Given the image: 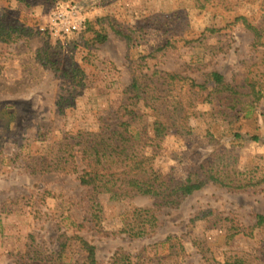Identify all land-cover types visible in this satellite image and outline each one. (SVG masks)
I'll use <instances>...</instances> for the list:
<instances>
[{
    "label": "rangeland",
    "instance_id": "rangeland-1",
    "mask_svg": "<svg viewBox=\"0 0 264 264\" xmlns=\"http://www.w3.org/2000/svg\"><path fill=\"white\" fill-rule=\"evenodd\" d=\"M58 13L79 29L59 34ZM0 22L22 30L0 42V264H84L77 237L94 246L97 264L122 254L134 264H264V230L253 227L264 216V181L245 190L208 182L177 207L154 209L156 227L135 239L119 231L152 198L91 196L76 175L44 169L51 146L110 124L121 104H138L150 137V104L175 100L193 106L186 128L160 144L156 170L183 180L216 153L227 169L264 180V0H0ZM97 33L107 40L97 43ZM211 71L240 92L261 89L238 123L240 139L238 125L230 130L215 113L228 103L210 85L199 94L177 87L169 96L156 85L145 98L129 92L138 74L202 83Z\"/></svg>",
    "mask_w": 264,
    "mask_h": 264
},
{
    "label": "trees",
    "instance_id": "trees-1",
    "mask_svg": "<svg viewBox=\"0 0 264 264\" xmlns=\"http://www.w3.org/2000/svg\"><path fill=\"white\" fill-rule=\"evenodd\" d=\"M4 24L0 22V42L11 43L22 37L21 29ZM253 31L256 33L254 29ZM119 35L126 39L128 44L129 38L124 34ZM106 40L105 34L95 35L97 43L102 44ZM155 85L163 87L169 96L177 87H186L188 92L199 94L210 85V95L225 96L220 102L228 104H217L215 113L230 130L238 125L232 130L236 139H240V134L235 132L242 128L238 123L250 118L256 103L263 97L261 89H256L255 84L251 85L250 92H240L236 87L225 83L222 75L214 71L207 73L202 83H196L193 79L177 73H152L148 77L138 74L133 77L129 92L133 96L139 93L144 97L145 92ZM137 105L121 104L116 109L111 123L102 122L96 131H81L72 137L64 136L57 146H51L44 160L45 171L76 175L80 186L91 196L108 195L111 201H121L134 196L152 198V208L134 211V217L138 216L137 220L140 218L142 221H124L119 231L121 234L135 239L147 236L156 227L154 209L177 207L185 197L202 189L208 182L231 190H245L264 181L220 165L219 160L215 159L218 157L216 153L202 161L197 169L188 172L183 180L162 174L154 168L156 152L170 131L186 128L188 110L193 104H177L175 100L173 104H150L153 117L150 137L146 136L141 127L142 116L138 113ZM56 106L59 113H64L68 108L66 104ZM258 139L257 135L251 138L253 142ZM253 227L264 230V216L255 215ZM76 240L85 254L84 264H97L94 246L82 238L77 237ZM170 240L171 237H167L163 243ZM183 251L180 246V252ZM112 264L134 263L130 256L122 254L118 255ZM238 264L244 262L240 261Z\"/></svg>",
    "mask_w": 264,
    "mask_h": 264
},
{
    "label": "built area",
    "instance_id": "built-area-1",
    "mask_svg": "<svg viewBox=\"0 0 264 264\" xmlns=\"http://www.w3.org/2000/svg\"><path fill=\"white\" fill-rule=\"evenodd\" d=\"M58 29V33L62 35H70L79 29V22L71 20L66 14L58 13L52 20ZM57 33V32H56Z\"/></svg>",
    "mask_w": 264,
    "mask_h": 264
}]
</instances>
